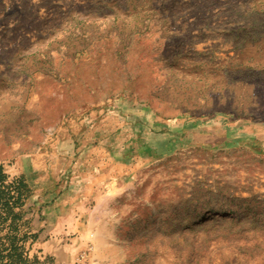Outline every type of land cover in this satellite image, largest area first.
<instances>
[{"label":"rangeland","instance_id":"1","mask_svg":"<svg viewBox=\"0 0 264 264\" xmlns=\"http://www.w3.org/2000/svg\"><path fill=\"white\" fill-rule=\"evenodd\" d=\"M82 136L138 177L51 235L22 159ZM0 167L46 264H264V0H0Z\"/></svg>","mask_w":264,"mask_h":264},{"label":"crops","instance_id":"2","mask_svg":"<svg viewBox=\"0 0 264 264\" xmlns=\"http://www.w3.org/2000/svg\"><path fill=\"white\" fill-rule=\"evenodd\" d=\"M105 114L104 109L95 111L96 121H102ZM81 132L85 133V129ZM61 142H66V139ZM66 144L61 149L55 144L51 150L54 155L61 150H69L71 155L66 153L52 158L47 154L29 152L22 159L27 180L35 197L43 204L44 223L51 235L79 234L75 218L77 210L91 200L98 202L102 197L121 194L138 177L136 160L110 157L107 142L99 137L89 141L82 136L77 151L83 153L75 158L74 151ZM69 239L72 243L79 240L78 237Z\"/></svg>","mask_w":264,"mask_h":264},{"label":"trees","instance_id":"3","mask_svg":"<svg viewBox=\"0 0 264 264\" xmlns=\"http://www.w3.org/2000/svg\"><path fill=\"white\" fill-rule=\"evenodd\" d=\"M30 194L21 176L9 178L0 167V264H46L50 260L29 255L38 238L25 207Z\"/></svg>","mask_w":264,"mask_h":264},{"label":"built area","instance_id":"4","mask_svg":"<svg viewBox=\"0 0 264 264\" xmlns=\"http://www.w3.org/2000/svg\"><path fill=\"white\" fill-rule=\"evenodd\" d=\"M75 264H91L90 261L87 259L86 250L78 254L75 260Z\"/></svg>","mask_w":264,"mask_h":264}]
</instances>
